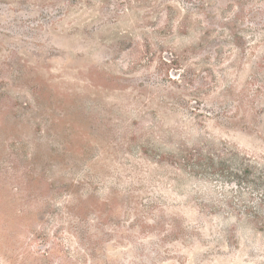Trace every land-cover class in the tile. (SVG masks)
Listing matches in <instances>:
<instances>
[{
    "label": "rangeland",
    "instance_id": "obj_1",
    "mask_svg": "<svg viewBox=\"0 0 264 264\" xmlns=\"http://www.w3.org/2000/svg\"><path fill=\"white\" fill-rule=\"evenodd\" d=\"M222 143L264 164V0H0V264H264Z\"/></svg>",
    "mask_w": 264,
    "mask_h": 264
},
{
    "label": "trees",
    "instance_id": "obj_2",
    "mask_svg": "<svg viewBox=\"0 0 264 264\" xmlns=\"http://www.w3.org/2000/svg\"><path fill=\"white\" fill-rule=\"evenodd\" d=\"M182 153V166L194 171L198 177L217 178L214 183H220L217 188L224 193L215 202L216 213L211 214L228 209L227 216L222 215L223 224L233 222L241 232L264 239V164L223 143L220 147L185 149ZM207 183L204 182V189H207ZM205 224L210 223L205 221ZM206 228L210 230V225ZM254 248L264 250V243H255Z\"/></svg>",
    "mask_w": 264,
    "mask_h": 264
}]
</instances>
